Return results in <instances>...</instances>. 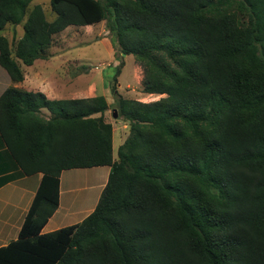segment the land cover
Returning a JSON list of instances; mask_svg holds the SVG:
<instances>
[{"label":"trees","instance_id":"16d2710c","mask_svg":"<svg viewBox=\"0 0 264 264\" xmlns=\"http://www.w3.org/2000/svg\"><path fill=\"white\" fill-rule=\"evenodd\" d=\"M32 2L0 0V66L13 82L24 74L6 25L24 23L15 58L30 67L57 34L106 21L142 68L143 93L165 97L114 89L129 133L115 157L104 96L2 94L1 140L23 175L42 180L0 264H264V0H50L52 22L40 5L27 17ZM106 166L95 210L43 234L62 172Z\"/></svg>","mask_w":264,"mask_h":264},{"label":"rangeland","instance_id":"374dc122","mask_svg":"<svg viewBox=\"0 0 264 264\" xmlns=\"http://www.w3.org/2000/svg\"><path fill=\"white\" fill-rule=\"evenodd\" d=\"M37 5L42 7L49 22L56 18L50 0H33L28 8L27 17ZM23 26L24 23L18 26L8 24L1 32V35L7 38L10 44L13 58L23 70L24 81L13 82L8 72L0 66V97L9 88L42 92L38 89V85L41 80L46 79L49 80L51 86L56 87V90L60 87L64 91L63 98L68 99L70 93L75 90L81 95L82 92L97 83L98 90L94 94L104 96L110 103L106 120L113 124V151L116 156L119 147L128 136V131L122 128L124 123L122 120L113 118L115 110L118 114V99L114 89L122 97L142 103H153L165 96L143 93L144 74L142 68L133 56H124L119 47L113 44V36L106 28V21L92 27H72L57 34L53 39L52 46L46 51L48 58L35 62L30 67L24 66L20 60L15 58L16 46L24 35ZM121 62H124V66L117 77L118 84L116 85L114 79ZM43 113L48 117V112ZM80 185L83 184L79 182L76 185L71 184L72 187Z\"/></svg>","mask_w":264,"mask_h":264},{"label":"crops","instance_id":"0c3cea01","mask_svg":"<svg viewBox=\"0 0 264 264\" xmlns=\"http://www.w3.org/2000/svg\"><path fill=\"white\" fill-rule=\"evenodd\" d=\"M70 28L72 27L66 30ZM38 61L40 60L36 62ZM103 87L105 88V85ZM38 89L48 99H64L62 96L64 91L60 87L56 90L55 86H51L49 80H41ZM97 90L98 86L95 83L85 92H82L81 95L75 90L70 93L68 99L97 97L94 94ZM108 104L110 106L109 102ZM43 112L48 111L44 110ZM122 128L128 131L125 123H123ZM109 174L110 167L108 166L63 171L60 177L59 207L43 228L42 233L49 234L62 228L78 224L87 218L95 210L106 187ZM41 180L42 174H34L31 176L22 174L0 137V248L18 239L21 227L36 196ZM77 182L83 185L79 187L71 186L72 183L76 185Z\"/></svg>","mask_w":264,"mask_h":264},{"label":"water","instance_id":"95a60500","mask_svg":"<svg viewBox=\"0 0 264 264\" xmlns=\"http://www.w3.org/2000/svg\"><path fill=\"white\" fill-rule=\"evenodd\" d=\"M113 118L114 119H117L118 118V114H117V111L115 110L114 113H113Z\"/></svg>","mask_w":264,"mask_h":264},{"label":"bare ground","instance_id":"6f19581e","mask_svg":"<svg viewBox=\"0 0 264 264\" xmlns=\"http://www.w3.org/2000/svg\"><path fill=\"white\" fill-rule=\"evenodd\" d=\"M64 187V186H63ZM91 195V194H90ZM93 195V194H92Z\"/></svg>","mask_w":264,"mask_h":264}]
</instances>
